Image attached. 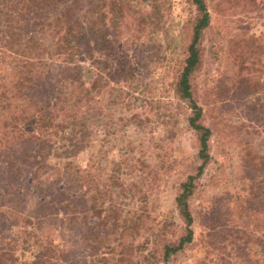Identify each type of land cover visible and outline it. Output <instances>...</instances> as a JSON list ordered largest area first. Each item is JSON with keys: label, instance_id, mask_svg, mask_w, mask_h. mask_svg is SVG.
I'll list each match as a JSON object with an SVG mask.
<instances>
[{"label": "trees", "instance_id": "16d2710c", "mask_svg": "<svg viewBox=\"0 0 264 264\" xmlns=\"http://www.w3.org/2000/svg\"><path fill=\"white\" fill-rule=\"evenodd\" d=\"M171 1L0 0V264H264V0H187L181 17ZM150 87L173 97L170 120L183 116L200 161L175 184V218L147 164L165 166L157 142L120 158L123 170L76 157L90 148L94 162L100 123ZM213 146L223 169L238 159L245 173L220 172L214 202L234 218L206 229L196 195Z\"/></svg>", "mask_w": 264, "mask_h": 264}, {"label": "rangeland", "instance_id": "374dc122", "mask_svg": "<svg viewBox=\"0 0 264 264\" xmlns=\"http://www.w3.org/2000/svg\"><path fill=\"white\" fill-rule=\"evenodd\" d=\"M173 5V16L181 17L186 15L188 12L193 10V7L187 3V0H172ZM245 20H251V15H239ZM254 23L251 25L250 32H258L263 23V16L253 18ZM180 31L175 29L171 30V41L170 49L173 56L179 49L178 37ZM229 36V35H226ZM164 47V45H163ZM90 61L85 62V77H92V68ZM100 73L102 77L106 78V68L101 69ZM107 79V78H106ZM160 92V91H159ZM159 92L154 91L151 87L141 91V89L132 91L128 100H130L131 107L126 109H116L113 111L115 123L109 126L105 120L100 123L99 130H97V147L100 149V155L94 162L91 161V150L87 148L76 155L79 164L84 168H91L90 166L97 167L103 172H109L116 166H119L121 170L124 169V163L120 160L125 156L139 155L140 149L147 150L150 155L149 144L151 141L157 142L160 145L156 150H161L162 160L165 162V166L161 167L160 162H157L155 158L148 159V165L155 164L158 168L159 174L164 176L166 183L169 184V194L162 195L163 198L170 196L167 200V209H170L171 217L174 208L172 205V195L174 192L175 184L180 177H183L184 172L188 171L189 166H196L200 161L195 154L193 145V132L186 128V124L183 116L180 114L177 117L170 120L171 110L175 109L174 99L171 95L162 96ZM104 102L105 97H102ZM234 108L238 112L243 108H237L235 103ZM242 107V106H241ZM166 113L169 114V122L167 121ZM244 113V112H242ZM263 115V113H261ZM119 117H123L119 120ZM165 120L161 126V119ZM128 123V124H127ZM140 126V128H138ZM142 141V142H141ZM139 142H141L139 144ZM142 150V151H144ZM155 150V151H156ZM215 146H213V155L209 168L206 171L202 181L203 186L201 196L197 201L199 206L200 214L198 216L199 225L209 229L213 221L216 222V226H220L221 223L231 224V219L234 218V210L232 207L225 206L222 203L214 202L220 199L222 194V188L217 184L222 179L220 172L226 171L227 173L237 171L245 173V166L240 160L233 159L225 163L226 169L221 166L224 165L221 159H217V153H214ZM155 154V153H154ZM155 157V155H154ZM173 162V166L170 164ZM87 169V170H88ZM247 169V167H246ZM93 172V169H90ZM249 171V170H248ZM137 172H126L121 173L123 180H131L134 178ZM250 173V172H249ZM251 175V173L249 174ZM167 177V179H166ZM157 189L154 191L156 192ZM152 192L153 195L156 193ZM89 193L85 195L86 202ZM137 196V195H136ZM161 196V197H162ZM204 196L205 198H203ZM150 198V196H149ZM164 200V199H163ZM207 207H209L207 209ZM204 227H197L196 231L200 235L199 230H203ZM213 239L217 244L222 245L226 243H219L221 238L214 236ZM229 248V246H228ZM223 257L217 258V261L211 262V264H228L229 260H222Z\"/></svg>", "mask_w": 264, "mask_h": 264}]
</instances>
